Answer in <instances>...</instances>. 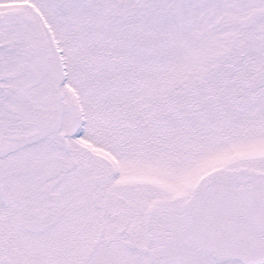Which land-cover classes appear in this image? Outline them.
<instances>
[{"label":"snow or ice","instance_id":"obj_1","mask_svg":"<svg viewBox=\"0 0 264 264\" xmlns=\"http://www.w3.org/2000/svg\"><path fill=\"white\" fill-rule=\"evenodd\" d=\"M0 264H264V0H0Z\"/></svg>","mask_w":264,"mask_h":264}]
</instances>
